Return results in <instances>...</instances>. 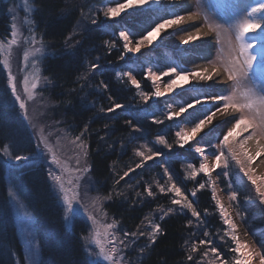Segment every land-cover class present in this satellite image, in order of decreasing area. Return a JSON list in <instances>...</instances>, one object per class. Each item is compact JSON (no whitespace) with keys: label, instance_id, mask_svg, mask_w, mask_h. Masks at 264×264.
<instances>
[{"label":"trees","instance_id":"1","mask_svg":"<svg viewBox=\"0 0 264 264\" xmlns=\"http://www.w3.org/2000/svg\"><path fill=\"white\" fill-rule=\"evenodd\" d=\"M96 1L92 3L98 4L101 0ZM111 1L115 3V0ZM13 2L0 0V37L10 35L8 9ZM80 3L81 0H34L33 18L46 50L42 70L52 83L48 90L49 97L55 103L54 110L72 126L76 136L84 133L81 137L89 147L88 162L92 179L104 188L105 194L111 196L114 187L118 188L117 185L130 179L132 181L129 183L146 182L151 176L163 172L165 164V169L174 174V179L178 180L186 194L191 193L192 188L198 189L200 182L204 181L198 180V188L187 181L182 172V159L197 162L199 157L190 149L192 146L181 147L177 143L175 134L180 119L177 117L169 120L166 118L167 113L162 110L164 104L173 103L181 107L191 104L198 93L186 94L185 91L176 98L161 96L143 101L140 93L154 90L147 75L148 70L143 62H137L125 53L124 41L119 36L125 30L129 33L135 31V36L146 34L151 29L148 21L155 19V16L160 19L162 11L149 15H142L143 10L128 12L135 17L134 20L124 16L119 20L106 19L104 15L100 17V12L94 13L89 25L75 33L79 28V18L83 15ZM73 5L76 6L74 10L70 9ZM92 19L96 21L95 24ZM112 41H115L114 47H110ZM149 58L153 64L166 65L163 61L169 58V52L156 51ZM93 63L99 67L91 69ZM119 72H131L140 81V89L132 85L127 77H119ZM114 103L124 107L108 112L107 109ZM191 118L193 116L189 120ZM157 119L163 123H155ZM127 121H132V124ZM132 136L138 142L144 138L148 140L150 147L161 153L163 165L153 159L137 168L142 158L132 150L134 145L129 143ZM157 136H164L172 147L161 146L156 142ZM199 144L210 146L205 140ZM5 147L11 156L5 155ZM36 151L35 138L8 87L6 72L0 64V264H26L24 246L9 202L10 187L14 188L35 216L39 264H96L87 255L84 245L83 237L89 232L87 222L76 216L72 228L67 227L46 165L34 156ZM16 155L28 159H12ZM130 168L133 171L120 179ZM236 173L230 175L228 190L230 193H238L235 207L251 236L264 251V208L258 200H253L249 187L237 181ZM203 177L206 178L205 175ZM146 185L141 184V191L146 190ZM130 194V200L111 196V200L105 204L108 215L119 220L129 232H133L137 220H144L155 209L167 204V197L163 194L140 199ZM194 203L202 215L199 221L201 226L205 225V229L208 228L213 235L212 232L222 227L223 222L214 205L212 192L206 186L199 189ZM191 217L190 213H175L161 220L162 231L155 242L132 263L193 264L187 259L190 254L188 244L194 238L191 231L196 222ZM189 221L192 223L189 224ZM220 246L218 243L217 247L223 250V254L230 253Z\"/></svg>","mask_w":264,"mask_h":264},{"label":"rangeland","instance_id":"2","mask_svg":"<svg viewBox=\"0 0 264 264\" xmlns=\"http://www.w3.org/2000/svg\"><path fill=\"white\" fill-rule=\"evenodd\" d=\"M96 0H81L80 8L83 11V15H81V18H79V28L78 31L75 33H79V31H83L91 21V18H94L96 13H101L102 17L104 14V10L107 7H115V3H112L111 0H101V4H95L92 2H95ZM98 2V1H96ZM125 2V1H124ZM120 2V3H124ZM166 0H158V2H153L151 4H146L143 7H134L130 9H126L125 12L121 13L120 16L115 18H110L104 16L106 19H121L123 18L134 20L135 17L132 14H129L128 12L133 11H140L143 10V14H150L154 12H161L160 19H157L155 16L154 22L150 21L149 23V29L153 28L156 23H158L162 17L168 18L169 15L173 13H178L181 15H184L182 12L178 11L177 9L165 6ZM239 2V0L237 1ZM95 4V5H94ZM252 4V0H240V3L236 4L233 0H192V9L193 13H198V16L202 18V25L206 27L205 29L212 33L214 36V42L212 47V52L210 57L207 59V61H191L187 59V56L189 54V51L186 50L184 47L179 45V42L176 41L181 34H185L187 31L190 32V30H175V26L171 29H166L164 32H161L159 34L153 32V36L155 39H153V42L149 44H145L141 51L138 53L134 52H127L128 55H130L131 59H136L138 62H143L147 70L149 68L152 69L153 72L159 74L161 72L167 71L168 68L164 67H177V71H180L181 69H194L197 68L198 63H204V68H208L209 70L212 69L214 66H220V56L221 55H227L228 54V39L229 36L232 38L233 44H235V36H234V30L230 28V25L234 24L237 19H239L243 14L245 9ZM90 5V6H89ZM76 8L75 5H73L70 9L74 10ZM35 11V7L33 9ZM33 11L27 12V10L23 6V0H14L10 8L8 9V15L10 17V29L11 24L16 23L17 27L20 29V32L22 34V38L29 35L28 29L31 28L36 34L37 39H40L37 31L35 23L32 24H25L24 20L30 19L34 21L33 18ZM95 13V14H94ZM207 16V21H205L204 17ZM15 17V20L13 19ZM81 19V20H80ZM93 20V19H92ZM213 23V24H219L222 25V33H223V39L221 40L220 37L217 36L216 32L210 31L207 27V23ZM81 29V30H80ZM151 29L149 31H151ZM188 29V28H187ZM131 31V30H130ZM127 32L129 34V37L132 40V46H135L136 40H138L142 35L137 34L136 36L133 35L135 31H131L132 33H129L127 30L122 31ZM147 34V33H146ZM145 33L143 35H146ZM255 35H261L260 32L255 33ZM2 38H10V35L7 37H0ZM223 44L224 47V53L220 52L221 45ZM32 47H39V45H33ZM204 47V45L202 46ZM260 45L257 44V49H259ZM28 48V44L22 43L19 47L14 48L13 56L11 59V71L12 75L16 77V84H17V93L21 95L22 98H27V93L24 92V78L27 76L29 79V82L32 81V76L35 73V69L32 67V59L30 57L27 66L25 65V62L23 60V51ZM163 50H169V58L164 59L163 63H166V65L159 64H153V62L150 60V56L154 52H159ZM46 55V50L44 51L43 57L40 58V62L38 64L39 68V76L41 78L40 84L36 91V98L34 100L27 101V107H28V117L25 118L23 114V110L21 109V113L26 120L28 127L30 128L37 146V151L34 156L37 157V159L41 162H43L46 165L47 171H52L54 174H59V169L57 165L52 163L51 160V153L48 152V150L44 147V143L40 140L41 134H43L45 137L48 138L49 143L52 145L53 149L56 151L57 156L62 161H67L70 167H79L81 169L87 168V171H81V172H71L66 173L67 178H74L76 176H79L80 179L78 181L80 187V205L74 206L73 211L68 212L66 204L64 203L62 199V193L60 192L58 186L56 183L50 178V181L53 186V191L55 195L57 196L59 200V204L62 207L64 220L68 228H71V225H73V221L76 219V216H80L84 218V220L87 222L89 226V232L92 231L93 225L92 221L88 218V214L83 211V208H88L89 212L96 215L98 219H100L103 223H112L113 221H116V226L111 230L115 233L116 237L120 240L124 241V244L127 245V247H124L123 245H117L118 248L122 249V255L124 256L123 264H134L136 259H138V256L145 253V250L152 244L151 237L148 235L152 231V226L147 223L146 218L150 219L153 224L161 222V220L167 218L170 214L175 213H190V216L196 220L195 225L193 226L194 230L191 232L194 234L193 241L191 240L190 244H188L189 249L192 244H197L200 240L208 239L212 241V244L210 246H201L198 253H192L193 259L191 260L193 264H208L209 259H213L214 257L210 253L209 257L202 260L201 254L207 250L208 247H217L218 243L221 244L220 247L223 249H226L227 251H230L234 247V243L232 242L231 238L226 234L225 229L227 228V225L224 224L223 219L221 217V213L219 210V207L216 204V200H214V205L217 208V212L219 216L221 217V220L223 222V226L218 228V230H215L213 235L209 232L208 228L205 229V225L200 224L201 222V216L199 218H196L192 215L190 209L183 208L181 205H175L172 203V200L177 198L174 193L165 191L160 192L158 185H165L167 188L172 181L176 183L178 187L179 182L178 180H175L174 174H170L169 171L165 172V164L163 172L158 173L154 176H151V178H148L146 182L144 180L142 182L137 183H129L130 180L124 181L123 184L117 185L118 188L113 189L112 195L116 199L123 198L124 200H130L129 194L132 193L135 196H138L141 198H155L157 195H166L167 197V204L165 207H158L155 209L149 216H147L144 220H137V224L134 225L133 232H129L128 229H126L119 220L116 218H112L110 215H108L107 210H105V204L111 200L110 199H103V197H109L110 195L105 194L106 191H104V188L99 186V184L94 181L90 175V166L88 162V155H89V147L87 142L81 137V141L86 145L85 148L81 149L78 148L76 145L80 143V141H76L75 144L72 142L75 140L76 134L75 131L72 129V126L69 125L63 116H60L57 114V112L54 110L56 108L55 103L52 102V100L49 97V86L52 84L47 76L44 75L42 70V61ZM260 61L259 56L257 57ZM2 59V57H0ZM159 60V59H158ZM167 60V61H166ZM171 63V64H170ZM196 65V66H195ZM258 61L256 65H254V70L252 73H249V77L247 79L242 78L240 81V87L243 90L244 88L253 87L255 86L258 90H264V69L258 66ZM3 66V65H2ZM4 68V67H3ZM202 69V68H199ZM7 76V83L8 87L11 90V84L9 82L8 77V70L4 68ZM221 72L223 73V68L221 66ZM121 73V72H119ZM170 77L168 76H162L161 80L158 82L161 89L164 88V86L167 84L168 79ZM171 78H175L174 76H171ZM188 81L190 83L184 84L183 81H178L179 84L183 85L182 87L175 88L172 92L168 93L166 92L165 95L162 97H171L176 98L181 96L185 91L186 94H191L192 92H197L198 96L193 97L192 100L195 98H200L202 103L195 105L194 109H189L187 112L181 113L178 118L180 119L177 127V132L181 131L182 129H188L191 130V128L194 126L195 123H197L200 119H203V114L207 113L209 111H215V104H222V102L217 101L215 104L211 103L210 100L205 101L204 96L205 95H228L233 88V82L227 80L226 74L221 75L219 79H224L226 83L220 87L217 90H209L206 88H203L202 81H196L192 76L187 77ZM152 88L154 89V85L149 79ZM199 85V86H195ZM12 93V90H11ZM12 95L15 98V95L12 93ZM159 98V97H154ZM16 99V98H15ZM17 101V100H16ZM19 105V101H17ZM193 103V101H192ZM184 107V105H182ZM20 107V106H19ZM181 106H176L175 104H164L162 106V110H164L167 114L169 112H178ZM218 115L220 113L216 114V117L213 119V122H215L212 126L207 127V123L205 126L196 133L195 137L191 139L187 144L183 145L185 147L192 146L190 149L193 153L198 155L199 159L197 162L195 160L191 159H182V172H184V177L187 181H191L192 184L195 185L196 188H198V180H203L205 186L208 190L212 192V187L210 186L208 182V176L204 173L198 174L195 178H189L187 176V172L191 169L188 168V165H195L197 168L199 167L200 162L204 159L199 153L195 151V148L197 146H201L200 143H202L204 140L208 141L210 146L204 147L205 148V156H207L209 162H213L215 158V154H218L220 151V148L218 147L221 145V141L223 140V136L226 134L227 129L232 127L234 124V120L231 119L232 116H238L237 113H233L231 118L228 120H225L224 122L218 123ZM190 120L189 118L192 117ZM177 118V117H174ZM217 118V119H216ZM230 121V122H229ZM207 127V128H206ZM43 130V132H41ZM243 135H247V133H244ZM135 137V136H134ZM134 137L132 136L131 141H129L130 145L131 143L134 145V148H132L133 152L136 154V149H141L142 151H145L146 154L151 155V153L148 152V148H151L152 151H155L154 148L150 147L149 141L145 140V138L138 142L135 141ZM241 139L243 136L240 137ZM203 140V141H202ZM253 144V145H251ZM147 145V147H144ZM157 146V145H156ZM161 146L167 147L166 145L161 144ZM158 147V146H157ZM248 147L253 152L256 150V144L255 140H253V143L249 142ZM163 148V147H162ZM87 152V155L84 156L82 153ZM225 155L227 156L228 153L225 152ZM79 158L80 164L76 165L75 161ZM153 159H156L158 163H161L163 165V160L161 158V155L159 157H154ZM152 159V160H153ZM259 159V158H257ZM194 161V162H193ZM252 167L255 169L256 175H264V170H262L261 165L256 164V161L253 162ZM261 168V169H260ZM236 173L237 181H241L245 183L249 189L251 190V195L253 197V200H258V197L255 193V188L251 184V182L247 179L244 172L241 171L239 165H237L233 160H228V167L224 168L223 166L219 169H216L211 174V180L215 181V187H216V194L217 198L220 199L225 207L227 208V211L229 214L233 217L234 222L237 225V231L239 238L242 242H247L252 248L262 251V248L257 244V242L254 240L253 237L249 234L247 231V228L245 227L246 224L241 219L238 210L235 207L234 201H231L229 199V188L230 186L228 183L231 182L230 175L231 173ZM224 173H227L225 175ZM169 174L172 177V181H169L168 176ZM205 175L206 178L203 177ZM174 176V177H173ZM128 182V183H125ZM146 185V190L143 192L139 188L141 184ZM202 181L200 182V184ZM193 185V186H194ZM68 187H71L70 185H66ZM151 186V190L153 192L152 196H149L147 194L148 187ZM181 188V187H180ZM194 189V188H192ZM229 189V190H228ZM181 190L184 192L185 195H188L190 200H193V205L196 207L194 200L196 199L192 197L189 194H186L184 189L181 188ZM104 191V192H103ZM9 193V202L11 206V210L13 212L14 216V222L16 224L17 232L19 234L20 240L22 241V244L24 246V253H25V261L26 264H39L40 262V249L38 246L37 241V234L35 230V216L33 212L29 209V207L25 204V202L21 199L19 194L14 190V188L10 187L8 188ZM111 194V193H110ZM131 195V194H130ZM133 195V196H134ZM97 196L102 198V211L99 207L92 204V201ZM110 196V197H111ZM134 196V198H135ZM213 197V196H212ZM188 198V199H189ZM136 199V198H135ZM137 199V200H138ZM259 201V200H258ZM82 205V206H81ZM262 206V205H260ZM172 208L173 211L168 213V215H164V212L167 211V209ZM264 208V206H263ZM197 209V208H196ZM198 211V210H197ZM103 212V214H102ZM68 217L66 219L65 217ZM191 217V219H193ZM205 220V219H204ZM142 221L144 223H142ZM200 221V222H199ZM161 226V224H160ZM139 231H144L145 235L141 236L139 235ZM162 231V228H161ZM125 233H128L129 235L125 236ZM131 233H137V235H131ZM208 233L209 235L206 237L204 234ZM87 234V235H88ZM188 235V234H187ZM189 235H191L189 233ZM158 236V234H157ZM156 236V237H157ZM84 245L87 251V255L91 260H93L96 264H109L108 261H105L102 256L96 255L95 253H98L99 249L95 244H89L87 241L84 240ZM219 249V248H218ZM220 253L223 254V250H220ZM190 252V251H189ZM91 253V254H90ZM230 255V257H229ZM235 255L230 251L229 254H223V258L225 259H231V257ZM256 264H258V260L256 261Z\"/></svg>","mask_w":264,"mask_h":264},{"label":"snow or ice","instance_id":"3","mask_svg":"<svg viewBox=\"0 0 264 264\" xmlns=\"http://www.w3.org/2000/svg\"><path fill=\"white\" fill-rule=\"evenodd\" d=\"M153 2H158V0H125L124 3H120L119 0H115V7H107L104 10V16L115 18L120 16L121 13L125 12L126 9L134 7H143L146 4H151ZM23 6L27 12H32L34 9V0H23ZM198 13H193L188 16V20H194ZM15 20V17H13ZM207 21V16L204 17ZM25 24H32L34 21L30 19L24 20ZM92 23L95 24L96 21L93 19ZM186 23L185 16L173 13L169 15L168 18H162L151 31L147 32L146 35H142L135 42V46H132V40L129 37L127 32H120L119 36L124 41L123 49L125 53L134 52L138 53L141 51V48L145 44H151L155 37L153 32L159 34L164 32L166 29H171L173 26H181ZM192 26V25H189ZM207 27L210 31L216 32L217 36L223 39V33L221 31L222 25L207 23ZM230 28L234 30L235 44L232 42L231 36L228 39V54L220 56V66H214L211 70L208 68H194V69H181L177 71V68L169 67L167 71L161 72L159 74L152 71L151 68L148 69L147 75L151 79L154 87V90L151 92H141V99L143 101H148L153 97H161L165 95L166 92L170 93L177 87H182L183 85L179 84L178 81H183L184 84L190 83L187 77L192 76L196 81H214V77L217 80L221 75L226 74L227 80L233 82L232 91L228 95H205L204 100H211L214 102H222V104H215V111H209L203 114V119H200L191 130L182 129L181 131L176 132L177 143L181 147L187 144L191 139H193L204 126L205 124H211L213 119L216 117L217 113H220L221 116H225L230 111L232 113H237L238 116H232L235 122L232 127L227 129L226 134L223 136L221 145L218 147L220 151L218 154H215L213 162H209L207 156H205V148L197 146L195 151L199 153L204 159L200 162L199 167L195 165H188V168L191 169L187 172L189 178H195L198 174L204 173L208 176V182L212 187V196L216 200V204L219 207L221 217L227 228L225 229L226 234L231 238L234 243V247L230 250L233 255L231 259L223 258V254L220 253L219 249L212 246L208 247L206 251L201 254V259L204 260L209 257L210 253L214 257L213 259L208 260V264H264V251H260L252 248L247 242H242L239 238L237 225L234 222L233 217L227 211V208L223 202L217 198L215 181L211 180V174L216 169L228 167V160H233L237 165H239L241 171L244 172L247 179L255 188L256 196L258 197L259 203L264 206V175H256L255 169L252 167L253 162L257 158L264 156V90H258L255 86L244 88L243 90L240 87V81L242 78L247 79L249 73H252L254 70V65L257 63V57L260 58L261 68L264 69V0H253V3L250 4L244 11V14L235 21L234 24L230 25ZM177 30H185L183 28H178ZM29 35L22 38L20 29L17 27L16 23L11 24L10 38L0 39V64L8 70L9 82L11 84L12 93L15 95L17 101H19V106L23 110L24 117H28V107L27 101L34 100L36 98V89L40 84L39 68L38 64L40 58L43 57L45 46L43 38L37 39V34L31 29H28ZM260 32L261 35H250ZM202 34L197 31L195 35H188L187 40L184 43L189 41L199 39ZM27 43L28 48L23 51V60L25 65L31 58L32 67L36 70L32 76L31 83L29 82L28 77L24 78V92L27 93V98L24 99L20 94L17 93V84L16 77L12 75L11 71V59L13 56L14 48L19 47L22 43ZM109 43V42H105ZM257 44L260 45L257 49ZM33 45H39V47H32ZM115 46V41H112L110 47ZM220 52L224 53L223 44L221 45ZM123 59V57H121ZM221 66L223 68V73L221 72ZM99 65L93 63L90 65L91 69L98 68ZM119 77H127L128 81L134 85L138 90L141 87L140 81L132 75L131 72L127 73H118ZM162 76L170 77L167 84L163 89L159 86V81ZM174 76L175 78H171ZM199 86V85H195ZM211 86V85H209ZM107 88V85H104ZM202 101L200 98H195L193 103L187 104L184 107H181L178 112H169L166 116L167 119L171 120L174 117L180 116L181 113L187 112L189 109H194L195 105L201 104ZM124 105L114 103L111 107L107 109L108 112H113L116 109L123 108ZM230 122V121H229ZM128 124H132V121H127ZM155 123L161 124L163 121L157 119ZM135 127V126H133ZM43 132V130H41ZM247 133V135H243ZM84 133H81L80 136H76L75 140L72 142L75 144L76 141H80L78 148H85L86 145L81 141V136ZM243 136L241 139L240 137ZM40 140L44 143V147L51 153L52 163L57 165L59 169V174H54L52 171L48 172V176L56 183L60 192L62 193V199L66 204L67 211H73L74 206L80 205V191H79V176L74 178H67L66 173L71 172H81L87 171V168L81 169L79 167H70L67 161H62L58 156L56 151L53 149L52 145L49 143L48 138L43 134L40 136ZM255 140L256 150L253 152L248 147L250 141ZM156 142L159 144L166 145L168 148L172 147V144H169L167 139L164 136H157ZM144 147H147L145 145ZM5 155L11 156V153L5 147L3 149ZM148 152L151 155L146 154L145 151L141 149H136V155L141 157V162L136 165L137 168H140L146 161L152 160L154 157H159L161 155L158 151H152L151 148H148ZM225 152L228 155H225ZM84 156L87 155V152L82 153ZM14 160H25L28 159L26 156H12ZM76 165L80 164L79 158L75 161ZM133 169H129L124 173V177L128 176ZM167 172V169H165ZM227 175V173H224ZM169 181H172V177L169 174ZM119 183V181H117ZM66 185H70L68 187ZM160 192L169 191L175 194L177 198L172 200V203L175 205H181L183 208L190 209L194 217L199 218L201 213L197 211L196 207L193 205L192 200L188 199V195H185L180 187L176 185L174 181L166 188L165 185H158ZM205 188V184H199L198 189H193L190 193L192 197L196 196V193L199 189ZM147 194L149 196L153 195L151 186L147 189ZM238 193L233 191L229 195L231 201H237ZM111 197H103V199H110ZM251 200V197H248ZM92 204L99 207L102 211V198L97 196L93 199ZM82 206V205H81ZM83 211L88 214V218L92 221V231L83 237L85 241L89 244H95L99 249L96 255L102 256L105 261H108L109 264H123L124 256L122 255V249L118 248L117 245H123V240H120L116 237L115 233L111 230L116 226V221L112 223H103L96 215L89 212L88 208H83ZM173 209L169 208L164 215L172 212ZM206 211V210H205ZM103 214V212H102ZM68 219V217H65ZM147 223L152 226V231L148 233L151 237L152 243L155 242L157 234L161 232V226L159 223L153 224L152 221L146 218ZM142 223H144L142 221ZM189 224L192 221L188 222ZM139 235H145L144 231H139ZM129 235L125 233V236ZM131 235H137V233H131ZM206 237L208 233L204 234ZM212 244L211 240L203 239L200 240L197 244H192L190 247V254L187 259L192 260V253H198L201 246H210ZM91 254V253H90Z\"/></svg>","mask_w":264,"mask_h":264},{"label":"bare ground","instance_id":"4","mask_svg":"<svg viewBox=\"0 0 264 264\" xmlns=\"http://www.w3.org/2000/svg\"><path fill=\"white\" fill-rule=\"evenodd\" d=\"M165 6L173 7L175 9H177L178 11L182 12L185 16L186 23L184 25H181V26H175V28H174L175 30L178 28L190 30L189 28H191V27L193 29L190 32L187 31L185 34L184 33L181 34L179 36V38L176 40L179 42V45H181L182 47H184L186 50L189 51L187 59L191 60V61L196 60L198 62L207 61V59L210 57L211 52H212L214 36L212 33L208 32L205 29L206 27L201 26L202 25V18L199 17L198 15L196 16V18L194 20H191V21L188 20V16L193 14L192 0H166ZM151 14H154V13L152 12ZM150 21L154 22V19H150L148 22L150 23ZM189 25H192V26H189ZM138 27H143V26H138ZM197 31H199L202 34L199 39L189 41L188 43H184V41L187 40L189 34L195 35L197 33ZM203 45H204V47H202ZM204 67H205L204 63H198L197 64V68L203 69ZM213 79H214L215 83H213V81H202V85H203L202 87L209 89V90L210 89L211 90H217L226 83V81L224 79L217 80L216 77H214ZM209 85H211V86H209ZM210 102L214 103L211 100H210ZM232 115H233V113L231 111L228 114H226L225 116L218 115L217 121H218V123L224 122L227 119L229 120ZM214 123L215 122L208 124L207 127L212 126ZM250 142L253 143V141H250ZM251 145H253V144H251ZM256 164L261 165L262 170H264V156L259 157V159L256 160ZM245 227L247 228V231L251 235L248 227L247 226H245Z\"/></svg>","mask_w":264,"mask_h":264}]
</instances>
